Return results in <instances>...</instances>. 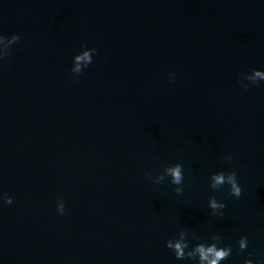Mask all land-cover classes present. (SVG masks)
<instances>
[{
  "label": "clouds",
  "instance_id": "9594fccd",
  "mask_svg": "<svg viewBox=\"0 0 264 264\" xmlns=\"http://www.w3.org/2000/svg\"><path fill=\"white\" fill-rule=\"evenodd\" d=\"M20 37L16 34H13L10 39L8 37L0 36V43L7 41L9 47L0 50V60L5 59L6 57H10L11 46L16 43ZM83 51L80 54L74 56L75 67L71 69V71L76 74L75 78H78L79 74L86 68L89 64L92 63L93 54L96 53L95 48H87V46H82ZM83 65V67H81ZM253 76H244L243 80L240 81L241 86L247 88L248 85L245 84L244 80H250L251 84L254 86H258L257 79L264 80V71L252 70ZM228 161L233 159L232 156L225 157ZM165 177L170 178L172 184L177 185L174 189L177 195L183 193V181H184V173H183V165L182 164H174V165H166L164 166V172L162 175H157L154 179V183L160 184L165 180ZM224 185L229 186V192L232 196L239 198L242 195V189L239 186L237 180V174L235 171L224 172L219 171L213 173L210 176V188L213 190H219ZM6 203H12L10 197L5 198ZM208 206L213 210L214 214L223 215L219 210L224 209L226 204L223 202L217 201V199L213 196L208 201ZM57 210L60 213L65 211L63 201H58ZM194 235V234H193ZM188 232L186 230H181L177 236L173 239H169L166 242V247L171 249L174 252V255L177 259H192L196 260L198 258V264H220L221 261L226 260L232 252V248L230 246L218 247V243L220 242L219 235L212 236V243L206 244L204 242L197 243L195 246L189 250L185 251L189 247L188 242ZM239 250L243 251L248 246L247 237H241L238 241ZM244 264H253L251 259L245 260ZM256 264H264V261L258 260Z\"/></svg>",
  "mask_w": 264,
  "mask_h": 264
}]
</instances>
